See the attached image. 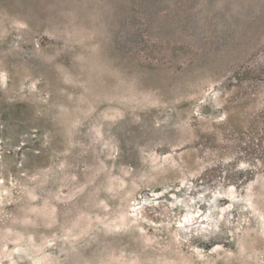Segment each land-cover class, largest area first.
I'll return each instance as SVG.
<instances>
[{
  "label": "rangeland",
  "instance_id": "obj_1",
  "mask_svg": "<svg viewBox=\"0 0 264 264\" xmlns=\"http://www.w3.org/2000/svg\"><path fill=\"white\" fill-rule=\"evenodd\" d=\"M264 0H0V264H264Z\"/></svg>",
  "mask_w": 264,
  "mask_h": 264
},
{
  "label": "trees",
  "instance_id": "obj_2",
  "mask_svg": "<svg viewBox=\"0 0 264 264\" xmlns=\"http://www.w3.org/2000/svg\"><path fill=\"white\" fill-rule=\"evenodd\" d=\"M256 119L259 120L260 122H262V124H264V109L258 114ZM257 140L260 142L258 144L264 143V130H263L261 136L257 137Z\"/></svg>",
  "mask_w": 264,
  "mask_h": 264
}]
</instances>
